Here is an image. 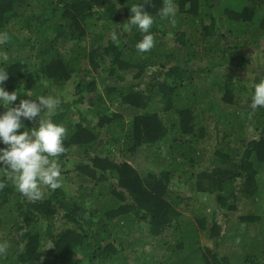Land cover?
I'll return each instance as SVG.
<instances>
[{"label": "trees", "instance_id": "1", "mask_svg": "<svg viewBox=\"0 0 264 264\" xmlns=\"http://www.w3.org/2000/svg\"><path fill=\"white\" fill-rule=\"evenodd\" d=\"M173 3L174 24L158 14L164 0H0V33L9 37L0 70L5 90L17 91L12 106L52 95L60 103L51 119L67 129L62 186L45 187L42 200L29 201L0 168V243L8 244L0 264H264V107L250 106L264 69L251 85L230 73L212 78L237 51H264V0ZM140 4L154 17L146 53L136 48L144 34L124 26ZM87 102L95 121L77 109ZM21 122L18 132L39 117ZM173 180L237 216L213 236L216 248L201 246L200 230L215 235L220 223L189 210ZM65 181L77 186L73 195ZM229 235L239 240L222 252Z\"/></svg>", "mask_w": 264, "mask_h": 264}, {"label": "clouds", "instance_id": "2", "mask_svg": "<svg viewBox=\"0 0 264 264\" xmlns=\"http://www.w3.org/2000/svg\"><path fill=\"white\" fill-rule=\"evenodd\" d=\"M132 16L124 23L125 31H131L132 26L144 34L143 39L136 44L140 53L149 52L155 44L154 35L150 29L154 24V17L145 10L143 4L131 6ZM162 19L175 23L176 6L173 0H164L159 11ZM9 39L8 34L0 33V43ZM9 78L6 71L0 70V105L6 111L0 115V139L7 145L0 149V163L4 165L6 180L10 181L17 191L31 202L44 198L45 187L56 190L62 186L61 166L59 157L65 153L64 140L67 129L62 124L54 123L51 117L55 114L60 100L52 95L39 96L37 99H22L17 101V91H6L3 87ZM251 108L264 107V79L255 86ZM30 97V96H29ZM39 117V126L23 132L21 119L35 121ZM7 184L0 182V190ZM53 247V246H52ZM51 248V247H50ZM7 242L0 243V255H6Z\"/></svg>", "mask_w": 264, "mask_h": 264}, {"label": "rangeland", "instance_id": "3", "mask_svg": "<svg viewBox=\"0 0 264 264\" xmlns=\"http://www.w3.org/2000/svg\"><path fill=\"white\" fill-rule=\"evenodd\" d=\"M116 28L110 30L108 32L109 36H112L115 33ZM234 55V54H233ZM232 55V56H233ZM231 56V57H232ZM264 69V51H257L253 48H245L237 51L233 58L231 59L230 64H226L222 68H217L216 72L213 74L212 78L221 79L222 76L220 74L223 73H230L231 75H234L236 77H240L245 84L251 85L253 79L256 75H258L261 70ZM157 69H151L149 70V73L142 78L143 82H149L151 81L154 76L157 74ZM207 74L203 75L205 78ZM127 78L131 79V74L127 75ZM217 87V93H222V90L219 86ZM66 93L69 98V100L74 99V86H68L66 88ZM242 95L248 96L249 94H245L241 92ZM243 106H240L241 108ZM90 103H84L82 105H78L77 109L82 111L83 115L86 118H89L93 121H95V118H93L92 113L89 111ZM226 108V107H225ZM228 112L227 109H222L221 114L226 115ZM79 119V114L74 115V121L77 122ZM117 158H121V156H118ZM73 165L69 164L67 168L72 169ZM263 180V179H262ZM171 187L175 189L180 195H182L185 199H189V206L188 209H194L197 212H199L201 215L208 216L209 219L212 218V220H216L221 225V230H218V233L212 236H208L206 234V231L200 230V244L201 246L208 247V248H216L215 238L220 237L226 232V230L229 229L232 223H235L237 220V216L230 212L222 211L219 206L217 205L216 199L214 195H211L206 192H199L195 190L193 187L187 186L183 184V182H179L177 180H173L171 183ZM63 188L70 194L73 195L76 192L77 186L73 184L71 181H65L63 183ZM264 204V203H263ZM243 211L240 212L242 214ZM228 215V223L225 222L226 218L225 215ZM188 216L195 218L196 215L192 214L191 212L187 213ZM211 224V220L209 222V225ZM260 230V225H250L248 227L247 232L244 234V236L249 240L252 235H258ZM136 235V233H135ZM134 235V236H135ZM213 236H216L213 238ZM133 238V237H132ZM234 240L239 239H233L231 235L228 236L227 242L225 245H222L220 247L217 246V248L225 252L227 251L226 246H231L234 244ZM132 239H130V242Z\"/></svg>", "mask_w": 264, "mask_h": 264}]
</instances>
